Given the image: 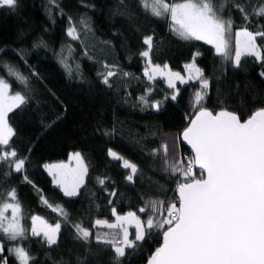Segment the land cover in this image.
I'll list each match as a JSON object with an SVG mask.
<instances>
[{
	"label": "trees",
	"instance_id": "16d2710c",
	"mask_svg": "<svg viewBox=\"0 0 264 264\" xmlns=\"http://www.w3.org/2000/svg\"><path fill=\"white\" fill-rule=\"evenodd\" d=\"M215 2L225 4L219 14L225 20L230 17L235 30L264 31V17L254 12L264 0ZM233 2L246 7L248 20ZM169 25V19L146 12L139 0H19L14 11L0 8V77L11 85L12 93L19 91L29 97L26 105L9 113L16 132L12 147L28 158L25 172L5 176L8 169L0 168V200L15 189L23 226L29 229L24 240L8 241L0 235L9 264H18L7 252L17 244L35 258L32 264H117L111 247L96 241L98 233L113 230L93 227L97 219L113 220L115 208L119 214L131 211L147 220L151 211L139 209L152 201L178 206L176 189L182 178L173 175L168 164L186 162L192 156L178 137L195 115L191 101L200 84H179L177 100H171L173 90L165 80H149L144 75L147 61L139 55L147 48L144 37L153 36L156 46L152 64L184 70L194 54L200 53L195 64L210 82L204 100L210 110L227 108L247 119L264 107V77L260 75L264 61L244 56L237 67L203 41L178 38ZM70 26H75L79 39L68 36ZM256 43L264 53V37L257 36ZM61 59L71 66V74ZM5 64L28 77L27 88L8 75ZM109 70L118 73L111 78V88L102 83L100 75ZM149 89L148 103H141L139 98ZM156 101L161 102L159 110L151 107ZM164 144L168 145L167 157ZM109 149L137 166L133 181L127 180L131 170L123 167L122 160L112 159ZM72 152L81 153L88 174L78 195L67 197L45 165L65 161ZM194 172L200 175L196 168ZM24 174L31 183L23 180ZM112 192L116 195H110ZM41 197L54 207L61 206L67 221ZM36 215L52 225L61 223L56 245L49 247L42 234L31 235V217ZM74 224L92 233L88 241L77 238ZM163 231L154 229L136 249H126L119 264L144 263L162 244Z\"/></svg>",
	"mask_w": 264,
	"mask_h": 264
},
{
	"label": "snow or ice",
	"instance_id": "6c2138e0",
	"mask_svg": "<svg viewBox=\"0 0 264 264\" xmlns=\"http://www.w3.org/2000/svg\"><path fill=\"white\" fill-rule=\"evenodd\" d=\"M55 2V0H53ZM146 12L157 18L170 20V30L178 38L185 41H204L215 47L217 54L225 59L232 58L234 65L239 67L241 58L254 56L264 61V53L257 45L256 38L264 37V31L253 33L247 28L232 32L233 21L225 20L219 13L225 4H217L215 0H139ZM19 0H0V8L16 10ZM233 7L248 20V12L244 5L233 2ZM256 15L264 17V3L254 10ZM73 39H79L75 26H70L67 32ZM235 37L234 57H232L231 40ZM146 50L139 53L146 58L144 75L153 80L157 73L166 76L169 89H173L171 100L176 101L179 95L176 81L186 84L189 81H199L200 88L192 97L195 118L190 119L188 126L180 133L182 139L191 146L193 155L184 160H176L168 164L173 175L182 178L177 184V203H169L165 207L163 201L149 202L140 212L151 211L147 220H142L135 212L118 215L115 223L97 219L95 226L107 227L110 232L96 235L97 243L110 246L119 264L120 258L126 254V249H136L145 242L154 229H164L163 243L157 247L148 260V264H264V107L253 111L247 119H242L238 112L221 108L213 111L204 105L210 86L203 70L193 62L186 64L187 79L179 72H172L168 65L161 67L152 64L151 54L156 46L153 36L144 37ZM2 51V49H0ZM61 63L71 74V66L65 59ZM9 76L28 87V77L18 70L5 64ZM106 69L112 66L104 65ZM167 70V71H166ZM102 83L112 87L111 78L118 75L115 71L100 73ZM129 76V73H123ZM260 75L264 77V72ZM11 85L0 77V168H6L3 175L24 173L27 157H22L12 147L16 132L9 123V113L20 109L28 103L29 97L22 92L10 94ZM141 96V103L147 104V96ZM168 99V97H165ZM160 101L151 104L159 110ZM106 135L110 133H105ZM165 156L168 155V145H162ZM108 155L114 160H122L123 167L130 169L128 181H133L137 166L123 159L112 149ZM70 160L76 161V167L68 164L45 165L56 184L67 197L78 195L87 174V166L80 152L70 155ZM167 163V161H166ZM194 168L200 170L197 176ZM25 182L31 183L26 174ZM105 184L104 179L98 181ZM110 195L115 196L112 192ZM43 202L59 212L67 221V212L59 205L53 206L41 197ZM111 203V201H109ZM11 209V216L7 211ZM166 213V215H165ZM158 217V218H157ZM22 209L17 199L15 189L8 191L0 200V235L8 241L27 239L29 229L22 224ZM32 236L43 234L45 243L51 247L58 243L61 223L54 226L41 217H31ZM39 222V223H37ZM134 224V238L126 225ZM165 226H167L165 228ZM78 239L88 241L92 233L80 224L73 225ZM5 245L0 240V264H9L8 256L4 255ZM10 256L15 257L18 264H32L34 257L19 244L7 249Z\"/></svg>",
	"mask_w": 264,
	"mask_h": 264
},
{
	"label": "rangeland",
	"instance_id": "374dc122",
	"mask_svg": "<svg viewBox=\"0 0 264 264\" xmlns=\"http://www.w3.org/2000/svg\"><path fill=\"white\" fill-rule=\"evenodd\" d=\"M239 30H241V29H239ZM239 30H235L233 27H232V32H233V34L236 32V31H239ZM252 32V31H251ZM76 34H77V31H76ZM204 42V41H203ZM100 45V44H99ZM209 45H211V44H209ZM213 48H214V50H215V47L213 46V45H211ZM231 46H232V57H234V46H235V37H234V35H233V38H232V40H231ZM215 52H216V50H215ZM217 53V52H216ZM228 59H230V60H232L233 62H234V60L232 59V58H228ZM242 59V58H241ZM155 65V64H154ZM164 65H161V67H163ZM197 66V65H196ZM198 67V66H197ZM168 69H170L172 72H179L182 76H184L185 77V79H187V77H188V75H189V73H188V71H186L185 70V68H184V70H174V69H172L169 65H168ZM167 71V70H166ZM147 77V76H146ZM148 78V77H147ZM154 79H163V80H165L166 81V84H167V78H166V76H164V75H161L160 73H157L156 75H155V77H154ZM192 81H197V80H192ZM189 82H191V81H189ZM188 82V83H189ZM179 84H181L179 81H176V85H177V88H178V86H179ZM187 84V83H186ZM184 85V84H183ZM173 90V89H172ZM10 94H14V93H12V92H10ZM73 153H75V152H72L71 154H73ZM70 154V155H71ZM83 157V156H82ZM61 163H64V164H68L69 165V167L70 168H74V167H76V161L75 160H70V156H69V158L67 159V160H65V161H60V162H53V163H48V164H46V165H57V164H61ZM84 164L86 165V163H85V161H84ZM47 170V169H46ZM47 172L49 173V171L47 170ZM87 174H88V172H87ZM87 174L84 176V183H83V185L85 184V182H86V179H87ZM52 177H53V175H51ZM53 180H54V178H53ZM54 184L56 185V186H58L57 184H56V182H55V180H54ZM82 185V186H83ZM82 186L80 187V189L82 188ZM59 187V186H58ZM60 188V187H59ZM80 189H79V191H80ZM79 193V192H78ZM117 213V212H116ZM118 215H126L127 213H125V214H119V213H117ZM6 215L7 216H11V209H9L8 211H7V213H6ZM36 216H38V215H36ZM38 217H41V216H38ZM44 221H46L43 217H41ZM101 220H103V219H101ZM108 222H110V223H115L116 222V217L113 219V220H107ZM37 223H39V222H37ZM48 223V222H47ZM23 224V223H22ZM48 224H50V223H48ZM52 225V224H51ZM54 226V225H53ZM126 227H128V230H129V232L131 233L132 231H133V229L135 230V228H134V224H128V225H126ZM42 234V233H41ZM43 235V234H42ZM21 246V245H20Z\"/></svg>",
	"mask_w": 264,
	"mask_h": 264
},
{
	"label": "water",
	"instance_id": "95a60500",
	"mask_svg": "<svg viewBox=\"0 0 264 264\" xmlns=\"http://www.w3.org/2000/svg\"><path fill=\"white\" fill-rule=\"evenodd\" d=\"M194 118H195V115L193 116L192 119H194ZM181 141H182V143L187 147V149L190 151V153L193 155V152H192V150H191V146L188 145L186 142H184L182 139H181ZM196 170L200 172V170H199L198 168H196ZM162 243H163V242H162ZM160 246H161V245H160ZM150 257H151V255H150V256L147 258V260H146L144 263H142V264H148V260H149Z\"/></svg>",
	"mask_w": 264,
	"mask_h": 264
}]
</instances>
